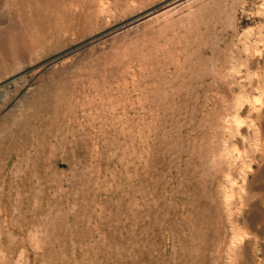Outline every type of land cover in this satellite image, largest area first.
Wrapping results in <instances>:
<instances>
[{"label": "rangeland", "instance_id": "374dc122", "mask_svg": "<svg viewBox=\"0 0 264 264\" xmlns=\"http://www.w3.org/2000/svg\"><path fill=\"white\" fill-rule=\"evenodd\" d=\"M0 229V264H264V0H0Z\"/></svg>", "mask_w": 264, "mask_h": 264}, {"label": "bare ground", "instance_id": "6f19581e", "mask_svg": "<svg viewBox=\"0 0 264 264\" xmlns=\"http://www.w3.org/2000/svg\"><path fill=\"white\" fill-rule=\"evenodd\" d=\"M123 160V159H122ZM128 162H130V161H128ZM47 182V181H46ZM13 187V186H12ZM11 193V192H10ZM11 195V194H10ZM10 199V198H9ZM16 199V198H15ZM16 202V201H15ZM25 219V218H24ZM1 230V229H0ZM9 236V235H8ZM50 238V237H49ZM56 241V240H55ZM221 244V243H220ZM197 251V250H196Z\"/></svg>", "mask_w": 264, "mask_h": 264}]
</instances>
